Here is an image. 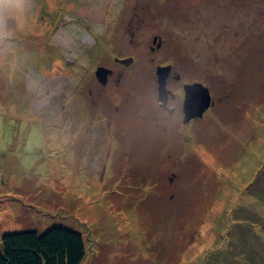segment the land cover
<instances>
[{
	"label": "rangeland",
	"instance_id": "rangeland-1",
	"mask_svg": "<svg viewBox=\"0 0 264 264\" xmlns=\"http://www.w3.org/2000/svg\"><path fill=\"white\" fill-rule=\"evenodd\" d=\"M131 19L134 80L172 64L215 106L177 168L102 187L69 163L99 55L85 50ZM51 227L83 236L81 264H264V0H0V251L4 234Z\"/></svg>",
	"mask_w": 264,
	"mask_h": 264
},
{
	"label": "flooded vegetation",
	"instance_id": "flooded-vegetation-1",
	"mask_svg": "<svg viewBox=\"0 0 264 264\" xmlns=\"http://www.w3.org/2000/svg\"><path fill=\"white\" fill-rule=\"evenodd\" d=\"M142 26L139 19L124 21L123 34L111 41L113 44L107 43L111 45L108 50H105L107 45H99V41L85 50L88 58L92 52L99 55L96 53L98 56L87 67L83 80L81 106L76 113H81L76 137H80L77 145L82 147L76 148L69 163L71 166L79 163L90 171L86 176L88 182L94 175L99 177L102 187L114 186L124 171L130 176L144 166L159 170L177 168L185 153V140L199 134L201 121L215 106L214 94L207 85L186 79L172 64H158L156 82L151 85L134 80L138 61L135 42ZM163 41L161 36L154 35L153 42L157 46H151V52L161 49ZM127 59L132 61L123 62ZM168 66L165 88L161 92L157 71ZM100 67L109 71L106 82L96 74ZM195 83L203 84L211 95V104L201 117L185 106L188 86ZM173 179L165 180L173 182Z\"/></svg>",
	"mask_w": 264,
	"mask_h": 264
},
{
	"label": "trees",
	"instance_id": "trees-1",
	"mask_svg": "<svg viewBox=\"0 0 264 264\" xmlns=\"http://www.w3.org/2000/svg\"><path fill=\"white\" fill-rule=\"evenodd\" d=\"M85 255L83 236L63 227L1 237L0 264H81Z\"/></svg>",
	"mask_w": 264,
	"mask_h": 264
},
{
	"label": "water",
	"instance_id": "water-1",
	"mask_svg": "<svg viewBox=\"0 0 264 264\" xmlns=\"http://www.w3.org/2000/svg\"><path fill=\"white\" fill-rule=\"evenodd\" d=\"M131 61L132 59L123 60V62H126L127 64H129ZM169 68H170L169 66L162 67V68H159L157 71L158 78H159L158 79L159 90L161 92H163L165 88V79H166V76L168 75ZM108 72L109 71L107 69L100 67L97 70L96 74L101 81L106 82V77H107ZM210 104H211V95L207 87H205L201 83H195L191 86H188L187 97L185 101L186 108H188L189 110H194L196 113L195 115L201 117L203 113L206 111V109H208Z\"/></svg>",
	"mask_w": 264,
	"mask_h": 264
}]
</instances>
